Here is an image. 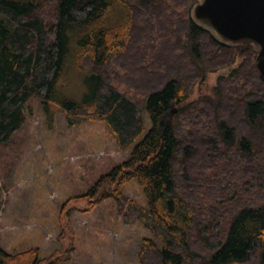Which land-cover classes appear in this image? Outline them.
Segmentation results:
<instances>
[{
  "label": "trees",
  "instance_id": "1",
  "mask_svg": "<svg viewBox=\"0 0 264 264\" xmlns=\"http://www.w3.org/2000/svg\"><path fill=\"white\" fill-rule=\"evenodd\" d=\"M196 1L0 0V145L30 100L50 121L52 106L70 126L103 123L125 159L85 210L113 198L149 231L137 264H264V79L253 46H225L193 21ZM67 58L79 96L60 91ZM132 179L145 207L122 192ZM68 237L43 256L0 246V264H66Z\"/></svg>",
  "mask_w": 264,
  "mask_h": 264
},
{
  "label": "rangeland",
  "instance_id": "2",
  "mask_svg": "<svg viewBox=\"0 0 264 264\" xmlns=\"http://www.w3.org/2000/svg\"><path fill=\"white\" fill-rule=\"evenodd\" d=\"M71 63L67 58L60 91L64 96H79L86 87ZM227 72L224 68L210 74L209 85L217 74ZM51 109L50 121L42 105L30 100L24 108L23 128L12 134L8 145H0L1 248L8 253L37 248L40 256L47 255L69 246L72 230L74 249L66 264H137L141 240L152 238L149 231L136 219L125 223L124 209H118L113 198L85 210L88 197L84 195L100 175L125 159L126 151L117 148L103 123L70 126L61 111ZM144 125L147 131V114ZM106 192L104 186L99 194ZM122 192L145 207L135 179Z\"/></svg>",
  "mask_w": 264,
  "mask_h": 264
},
{
  "label": "water",
  "instance_id": "3",
  "mask_svg": "<svg viewBox=\"0 0 264 264\" xmlns=\"http://www.w3.org/2000/svg\"><path fill=\"white\" fill-rule=\"evenodd\" d=\"M190 15L225 46H253L255 66L264 79V0H197ZM262 248L264 252V234Z\"/></svg>",
  "mask_w": 264,
  "mask_h": 264
},
{
  "label": "bare ground",
  "instance_id": "4",
  "mask_svg": "<svg viewBox=\"0 0 264 264\" xmlns=\"http://www.w3.org/2000/svg\"><path fill=\"white\" fill-rule=\"evenodd\" d=\"M154 32V31H153ZM153 40V39H152ZM120 52V51H119Z\"/></svg>",
  "mask_w": 264,
  "mask_h": 264
}]
</instances>
